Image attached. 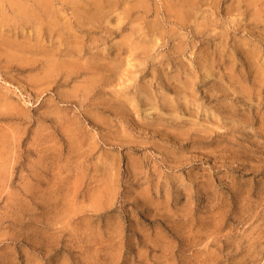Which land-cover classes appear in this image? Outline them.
<instances>
[{
    "label": "rangeland",
    "instance_id": "1",
    "mask_svg": "<svg viewBox=\"0 0 264 264\" xmlns=\"http://www.w3.org/2000/svg\"><path fill=\"white\" fill-rule=\"evenodd\" d=\"M253 1L98 0L62 32L0 9V264H264Z\"/></svg>",
    "mask_w": 264,
    "mask_h": 264
},
{
    "label": "bare ground",
    "instance_id": "2",
    "mask_svg": "<svg viewBox=\"0 0 264 264\" xmlns=\"http://www.w3.org/2000/svg\"><path fill=\"white\" fill-rule=\"evenodd\" d=\"M176 1H178L180 6L177 7L178 9H176V12L182 16H184L188 10L192 9L193 6L196 5V0ZM5 7H7V12L8 10H11L14 17L18 18L24 23H31L36 30L54 32H62L63 30L70 29L72 30L75 28V26L80 28L83 26V24H85L83 23L85 19H89L88 21L94 20L95 22L96 14L94 15V13L102 11V4L98 2V0H91L88 3L87 0H0L1 11L5 10ZM68 7H70L69 10H71L69 15L64 10ZM90 8L95 9L94 12H91ZM5 13L3 14L2 12L3 18L6 17ZM85 22L87 23L86 20ZM2 25L3 24H1V26ZM17 25L20 26V24L16 22L11 24L9 27L15 28Z\"/></svg>",
    "mask_w": 264,
    "mask_h": 264
}]
</instances>
